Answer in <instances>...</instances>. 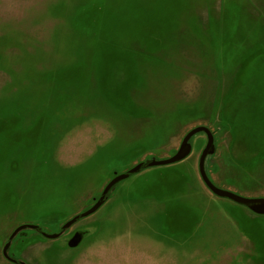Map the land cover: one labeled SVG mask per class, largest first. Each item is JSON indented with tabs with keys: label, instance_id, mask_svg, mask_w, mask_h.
Wrapping results in <instances>:
<instances>
[{
	"label": "rangeland",
	"instance_id": "374dc122",
	"mask_svg": "<svg viewBox=\"0 0 264 264\" xmlns=\"http://www.w3.org/2000/svg\"><path fill=\"white\" fill-rule=\"evenodd\" d=\"M214 136L210 181L264 198V0H0V264L114 174ZM119 182L69 229L20 231L27 264H264V215L211 194L206 138Z\"/></svg>",
	"mask_w": 264,
	"mask_h": 264
},
{
	"label": "water",
	"instance_id": "95a60500",
	"mask_svg": "<svg viewBox=\"0 0 264 264\" xmlns=\"http://www.w3.org/2000/svg\"><path fill=\"white\" fill-rule=\"evenodd\" d=\"M202 133L206 137V144L204 148L202 149L198 162H197V171L198 175L200 177L201 182L205 186V188L214 196L219 198L227 199L235 204H238L240 206L246 207L249 211L256 215H264V198H256V199H250V198H244L240 197L232 192L222 190L220 188H217L207 177L205 172V160L208 156H211L215 153V145H214V136L213 133L204 126H197L193 129H191L186 135L183 137L177 151L175 154L167 159L164 160H155L151 159L147 162H141L137 165H135L133 168L129 169L127 172L123 174L116 175L114 174V177L105 185L103 188L101 194L96 199L94 204L89 207L86 211L75 215L70 220L65 222L59 229V232L53 233V234H47L43 231H40L39 227L36 225H22L20 227H17L8 237L5 245L2 248L1 254L2 257L5 260H8L9 257L7 255L8 249L10 247V244L12 240L15 238V236L22 230H39L41 235L48 240H55L60 237V235L67 229H69L74 223H76L79 219L85 218L90 216L91 214L95 213L103 204L106 195L108 192L119 182L127 179L129 176L134 175L144 168H151V167H159V166H167L172 165L175 163H178L182 160H184L186 157L189 156L191 153V144L190 139L198 134ZM82 242V233L76 232L71 239L68 241L67 246L69 248H76L80 245ZM24 264V263H20Z\"/></svg>",
	"mask_w": 264,
	"mask_h": 264
},
{
	"label": "flooded vegetation",
	"instance_id": "af4514ba",
	"mask_svg": "<svg viewBox=\"0 0 264 264\" xmlns=\"http://www.w3.org/2000/svg\"><path fill=\"white\" fill-rule=\"evenodd\" d=\"M203 135V134H202ZM206 138V137H205ZM192 139V138H191ZM190 139V140H191ZM205 144H206V142H205ZM205 146V145H204ZM204 148V147H203ZM113 177H114V175H113ZM112 177V178H113ZM109 182V181H108ZM116 186V185H115ZM115 186L108 192V194L106 195V197H105V200H104V203L107 201V198H108V196H109V194H110V192L115 188ZM96 201V199H94L93 200V204H94V202ZM92 204V205H93ZM91 205V206H92ZM78 215V214H77ZM74 217V216H73ZM75 224V223H74ZM73 226V225H72ZM71 226V227H72ZM70 227V228H71ZM69 228V229H70ZM69 229H67V230H65L61 235H60V237L59 238H61V237H63L67 232H68V235H67V237H66V239H65V244H67L68 243V241L71 239V237L76 233V232H80V233H82V240L84 239V232L82 231V230H69ZM31 231H33L34 233H36L37 235H39L40 237H42L43 239H45L42 235H41V233H40V231L39 230H31ZM59 232V231H58ZM58 238V239H59ZM45 240H48V239H45ZM81 244V243H80ZM10 246H11V244H10ZM9 249H10V247H9ZM8 249V252H7V255H8V257H9V259L8 260H5L7 263H9V264H20V263H24V264H27L26 262H23L22 260H21V258H19V257H17V256H15L14 255V253H10V250Z\"/></svg>",
	"mask_w": 264,
	"mask_h": 264
}]
</instances>
